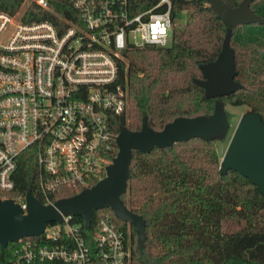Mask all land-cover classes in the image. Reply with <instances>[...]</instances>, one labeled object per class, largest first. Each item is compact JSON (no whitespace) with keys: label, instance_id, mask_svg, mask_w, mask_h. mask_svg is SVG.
Instances as JSON below:
<instances>
[{"label":"trees","instance_id":"16d2710c","mask_svg":"<svg viewBox=\"0 0 264 264\" xmlns=\"http://www.w3.org/2000/svg\"><path fill=\"white\" fill-rule=\"evenodd\" d=\"M157 1L127 0L131 13L150 8ZM223 1L235 7L241 0ZM23 2L0 0V10L14 14ZM171 4L169 44H127L116 59V83L128 102L127 112L115 118L116 133L121 127L140 130L143 117L152 129L161 130L176 117L213 112L217 98H206L193 79L202 77L201 63L217 57L226 25L206 0H171ZM250 8L264 19V0L252 1ZM183 12L187 19L177 24ZM75 17L68 0H49L48 9L30 4L22 19L48 20L59 26L64 19ZM230 45L235 54V80L243 87L220 100L224 106H248L264 123V23L233 27ZM224 137L191 138L147 153L132 150L130 178L120 197L145 221L141 246L132 227L109 208L94 210L90 228L83 230L94 229L101 213L110 215L128 230L130 264H264V195L238 172L221 173L216 143ZM36 174L35 156L25 151L13 174L15 188L5 195L31 190L43 200ZM74 193L62 191L53 197ZM74 219L84 225L81 216ZM15 245L0 246V263L8 260Z\"/></svg>","mask_w":264,"mask_h":264},{"label":"built area","instance_id":"2783aa9c","mask_svg":"<svg viewBox=\"0 0 264 264\" xmlns=\"http://www.w3.org/2000/svg\"><path fill=\"white\" fill-rule=\"evenodd\" d=\"M68 2L76 17L59 26L22 19L30 4L48 9L49 0H28L22 9L24 0L14 14L0 10V199L24 213L26 192L5 195L15 188L20 155L35 156L43 200L33 195L44 205L102 179L118 150L115 118L128 108L116 59L127 44L167 46L171 38V0L138 13L127 0ZM61 215L40 235L16 241L0 264H130L128 230L110 215L101 213L88 232L91 221L86 227Z\"/></svg>","mask_w":264,"mask_h":264},{"label":"water","instance_id":"95a60500","mask_svg":"<svg viewBox=\"0 0 264 264\" xmlns=\"http://www.w3.org/2000/svg\"><path fill=\"white\" fill-rule=\"evenodd\" d=\"M252 1L241 0L231 7L223 0H206L226 25L217 57L201 63L202 77L193 79L206 98H217L211 114L176 117L161 130L152 129L146 117L138 131L121 127L116 137L117 154L106 166L105 176L71 197L56 200L53 205L42 204L31 190L26 192L25 213L13 200L0 199V246L5 248L20 238L40 235L47 223L61 222V214L81 216L88 227L94 210L103 208L111 209L116 218L130 225L141 246L145 240V221L128 209L120 197L130 178L132 150L147 153L155 147H170L191 138L211 140L226 135L230 123L220 98L243 87L235 80V54L230 45L232 28L239 24L264 23V19L251 10ZM220 168L222 174L234 170L248 178L264 195V123L258 112L249 109L239 118L220 160Z\"/></svg>","mask_w":264,"mask_h":264},{"label":"rangeland","instance_id":"374dc122","mask_svg":"<svg viewBox=\"0 0 264 264\" xmlns=\"http://www.w3.org/2000/svg\"><path fill=\"white\" fill-rule=\"evenodd\" d=\"M28 3V0H25V3L22 5V9H24L26 7ZM182 17L179 19H177L176 23L177 24H180V23H184L187 19V16H185V12H183L182 14ZM225 110L228 114V121L230 123V127L228 129V132L226 133L225 137L223 139H221L220 141H218L216 143V146H217V151H218V154L220 156V159L222 158L226 148H227V145L229 143V140L231 138V135L235 129V126L239 120V118L247 111L249 110V107L248 106H232L230 104H225Z\"/></svg>","mask_w":264,"mask_h":264}]
</instances>
